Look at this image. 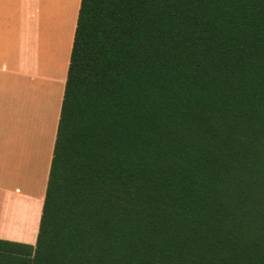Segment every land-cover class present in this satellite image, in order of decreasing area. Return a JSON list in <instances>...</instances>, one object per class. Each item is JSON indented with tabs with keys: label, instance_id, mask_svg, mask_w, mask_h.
<instances>
[{
	"label": "trees",
	"instance_id": "trees-1",
	"mask_svg": "<svg viewBox=\"0 0 264 264\" xmlns=\"http://www.w3.org/2000/svg\"><path fill=\"white\" fill-rule=\"evenodd\" d=\"M80 2L37 242L0 264H264V0Z\"/></svg>",
	"mask_w": 264,
	"mask_h": 264
},
{
	"label": "crops",
	"instance_id": "crops-1",
	"mask_svg": "<svg viewBox=\"0 0 264 264\" xmlns=\"http://www.w3.org/2000/svg\"><path fill=\"white\" fill-rule=\"evenodd\" d=\"M52 1L0 0V240L33 246L81 5L69 24L59 0L52 36L44 13Z\"/></svg>",
	"mask_w": 264,
	"mask_h": 264
},
{
	"label": "rangeland",
	"instance_id": "rangeland-1",
	"mask_svg": "<svg viewBox=\"0 0 264 264\" xmlns=\"http://www.w3.org/2000/svg\"><path fill=\"white\" fill-rule=\"evenodd\" d=\"M31 0H29L30 2ZM36 1L35 2H30V4L36 6ZM59 0H53L52 2H50V4H48L47 6L44 7V13L45 16L49 22L50 25L46 26L45 31L47 32V35H54V29L51 26L50 20L53 19L55 17L56 12H60L59 9ZM80 3V0H62L61 1V10H62V6H63V16L66 17L67 22L69 24H72L74 22L75 16H76V12H77V8L78 5ZM62 38V35L60 36Z\"/></svg>",
	"mask_w": 264,
	"mask_h": 264
}]
</instances>
